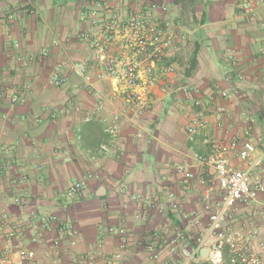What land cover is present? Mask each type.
Instances as JSON below:
<instances>
[{
    "label": "crops",
    "instance_id": "0c3cea01",
    "mask_svg": "<svg viewBox=\"0 0 264 264\" xmlns=\"http://www.w3.org/2000/svg\"><path fill=\"white\" fill-rule=\"evenodd\" d=\"M150 1L0 0V87H28L25 103L12 106L0 101V148L15 145L10 152H0V209L17 216L34 210L39 216L55 217L61 225L69 221L80 233L75 247L52 230L40 245L24 241L25 247L37 251L42 264L46 263L42 251L52 249L56 238L60 239L59 264H73L78 257L92 254L94 264H107L119 245L116 236L101 232L110 226H123L130 235L119 264L175 263L178 251L164 250L154 262L142 246L151 241L154 230H185L184 217L191 213L201 223L185 233L192 242L198 238L206 225L203 188L211 180L212 169L195 159L209 152L202 134L189 137L186 132L194 112L192 99L204 102L205 132L210 137L226 142L242 134L253 118L251 139L261 136V144L253 143L258 151L264 150V58L258 53L264 46V30L259 21L244 15L235 0H155L168 7L164 18L172 45L165 50L163 63L174 72L158 78L143 115L122 119L117 143L108 155L98 156L99 146L106 142L104 120L121 108L122 101L111 97L110 81L99 79L95 68L89 85L71 70L80 60L93 64L89 46L76 38L90 27L81 15H88L97 2L107 5L106 14L147 13ZM13 41L19 43L18 49L12 48ZM42 51L46 55L40 57ZM17 54L37 59L21 67L12 57ZM58 66L66 83L50 87L47 80ZM239 73L243 82L236 80ZM221 91H228L231 98L221 99ZM97 104L103 105L99 117L86 121ZM218 106L227 112L222 128L213 116ZM231 160L238 168V160ZM176 166H184L193 177L186 179ZM94 174L100 177L93 178ZM254 177L264 185V164ZM78 182L84 183L82 191L67 200L64 193ZM122 193L138 197L141 203L133 205ZM169 193L177 208H172ZM13 197L25 200L26 207L12 205ZM150 202L163 204L164 213L152 211ZM137 213L139 219L134 218ZM242 224L258 227L264 240V211L258 206L238 207L233 226ZM96 242L100 246L93 252ZM200 256H206L205 250Z\"/></svg>",
    "mask_w": 264,
    "mask_h": 264
},
{
    "label": "built area",
    "instance_id": "2783aa9c",
    "mask_svg": "<svg viewBox=\"0 0 264 264\" xmlns=\"http://www.w3.org/2000/svg\"><path fill=\"white\" fill-rule=\"evenodd\" d=\"M240 11L251 18L257 19L264 30V0H235ZM108 7L102 2L94 4V10L88 15H81V20H89V30L80 32L76 38L87 44L92 52L90 65L86 60H80L71 66L72 72L89 85L93 81L92 69L98 72V78L110 81L111 97L122 101L121 108L114 112L109 119H105L103 133L106 142L98 148V156L110 153L118 141V134L122 119L139 118L146 111L153 89L160 76L171 75L174 69L171 65L163 63L165 50L172 45V35L165 22L164 15L168 12L165 4L151 0L148 12H138L125 17L117 12L106 14ZM160 12L154 17L153 12ZM12 48L18 49L19 43L13 41ZM259 55L264 58V46L259 49ZM40 57L46 55L42 51ZM13 59L21 66L37 59L36 56L23 57L13 55ZM264 69V65H263ZM238 82L244 81V76L236 75ZM2 79L0 78V84ZM66 83L62 75L61 66L55 67L48 80L50 87H61ZM28 87L22 90L0 87V101H8L15 106L26 102ZM195 93V90L193 91ZM220 98L229 100L231 94L221 91ZM194 112L190 118L186 132L189 137L202 134V141L208 147V154L196 155V162L212 169L211 180L207 188H203V203L206 208V225L202 227L201 234L192 242L185 232L197 228L201 220L197 214L185 215L183 228L157 231L151 233V241L142 247L147 252L149 259L158 262L161 253L178 251V258L171 264H198L201 260L209 264H264V240L260 238L258 227L233 226L235 214L239 206L250 208L258 206L264 211V185L254 177L255 170L264 164V150L258 151L256 145L261 144V136L253 138V118H249L248 127L242 134L232 136L226 142H220L210 137L206 132L205 105L201 98L191 100ZM103 105L97 104L94 112L85 117L86 121L98 118ZM213 116L219 128L224 126L227 116L226 108L218 106L213 111ZM255 142V144L253 143ZM14 144L0 148V152H10ZM235 157L239 167L232 165L231 158ZM91 159H95L92 156ZM179 174H184L186 179L193 175L184 166H176ZM93 178H99L94 174ZM25 180V176H22ZM205 184L203 179L199 180ZM84 187L83 182L71 185L64 197L67 200L74 198ZM124 196L133 204L139 205L141 200L125 193ZM168 200L174 205V195L168 194ZM11 204L26 207V201L20 197H13ZM126 209V205L122 206ZM66 212V205L61 206ZM149 208L162 215L165 211L163 204L150 202ZM262 212V211H261ZM135 219L140 214L134 215ZM54 231L60 238H66L71 247L77 246L80 238L78 229L71 223L59 224L53 216H39L34 210L26 212L25 216H17L7 210L0 209V264H42L37 251L24 246V241L31 244H42L44 235ZM103 234L116 236L119 240L118 251L114 253L107 264H119L123 260L122 252L129 246L130 235L126 228L107 227L101 230ZM152 239L154 240L152 242ZM94 243L93 252L100 246ZM52 249H44L45 264H59L61 262L60 239L51 242ZM158 245V246H156ZM201 250L206 256L202 259ZM73 264H94V256L78 257ZM169 264V263H165Z\"/></svg>",
    "mask_w": 264,
    "mask_h": 264
},
{
    "label": "trees",
    "instance_id": "16d2710c",
    "mask_svg": "<svg viewBox=\"0 0 264 264\" xmlns=\"http://www.w3.org/2000/svg\"><path fill=\"white\" fill-rule=\"evenodd\" d=\"M190 63L191 67L194 68L196 63V52H194L193 57L190 59Z\"/></svg>",
    "mask_w": 264,
    "mask_h": 264
}]
</instances>
